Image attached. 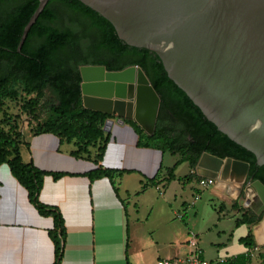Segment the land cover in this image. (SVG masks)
<instances>
[{"label":"trees","instance_id":"trees-1","mask_svg":"<svg viewBox=\"0 0 264 264\" xmlns=\"http://www.w3.org/2000/svg\"><path fill=\"white\" fill-rule=\"evenodd\" d=\"M38 3L39 0H0V164H8L38 212L53 217L54 224L49 229L55 250L53 264L61 260L66 226L60 209L42 202L39 193L46 175L57 179L67 172L42 169L22 159L21 147L25 142L21 113L30 116L28 127L32 134L52 133L60 142H73L72 156L93 161L96 167L83 173L90 181L107 177L118 194L115 178L128 171L100 163L109 139L104 125L114 113L83 105L80 87L83 64H103L110 70L138 65L160 97L152 133H147L134 119L122 118L136 132L138 146L178 154L173 164L166 167L162 179H158V174L145 178L141 180V189L162 181L192 179L194 172L177 176L175 169L184 161L195 167L203 152L247 161L245 182L259 179L264 183V163L258 164L253 151L218 129L204 115L168 76L156 52L126 43L109 19L81 0H48L17 50L24 27ZM16 84L21 85L24 96ZM46 88L52 93L49 99L44 98ZM8 101L17 104V112L11 111ZM243 192L244 189L240 193ZM262 215L243 211L236 223H254ZM239 240L248 247L256 245L251 231ZM260 254L264 263V251ZM249 262V256L239 253L221 264Z\"/></svg>","mask_w":264,"mask_h":264},{"label":"crops","instance_id":"crops-1","mask_svg":"<svg viewBox=\"0 0 264 264\" xmlns=\"http://www.w3.org/2000/svg\"><path fill=\"white\" fill-rule=\"evenodd\" d=\"M21 129L25 142L21 147L24 161H32L42 169L67 172L57 179L51 174L46 175L39 193V199L46 204L56 205L64 218L66 238L58 264H154L160 257L183 255L187 251L186 240L190 230L186 215L177 218L176 214L180 212L178 208H173L171 214L161 209L165 213L160 222L155 227H146L149 216L143 206L146 205L147 195H153L156 199L161 196L171 206L178 194L182 196L193 180L202 186L201 179L213 178V182L206 186L212 185L211 193L225 200L232 212L258 214L246 201L243 210H240L242 204L234 207L239 181L242 180L237 166L224 167L210 157H204L198 160L195 167H190L186 174H196L190 180L162 181L154 185L147 184L141 189V180L156 174L158 179L165 176L162 168L165 152L138 146L134 129L115 113L104 125L109 139L100 163L104 167L128 170L115 178L118 194L107 177L90 181L83 174L96 167V164L72 156L70 150L74 147L73 142H67L72 143L73 147L64 148L62 144L66 141L60 142L52 133L36 135L28 127V133L25 134V128ZM176 169L177 176L185 175H178ZM214 169L221 171L219 179L211 175ZM176 180L181 181L179 188L175 185ZM168 189L170 191L167 194ZM195 190L198 193L202 191L199 187ZM226 202L220 204V211L227 208ZM180 203L184 207L186 199ZM244 223L249 226L248 231H251L255 244L259 246V250L250 257L249 264H262L260 252H263L261 246L264 244V213L259 221ZM53 224L52 216L40 214L30 202L26 188L12 175L8 164L1 163L0 264H53L55 250L49 235ZM240 224L235 220L236 226ZM221 232L222 229H219L217 233ZM225 242L217 241L215 246L202 245L203 256L209 264H221L219 258L227 259L245 253L250 248L244 244L243 249L222 256L219 248Z\"/></svg>","mask_w":264,"mask_h":264},{"label":"water","instance_id":"water-1","mask_svg":"<svg viewBox=\"0 0 264 264\" xmlns=\"http://www.w3.org/2000/svg\"><path fill=\"white\" fill-rule=\"evenodd\" d=\"M47 1L39 0L17 50ZM81 1L109 19L126 43L154 50L168 76L204 115L253 151L258 164L264 163V0ZM80 73L85 107L132 118L152 133L160 97L138 65L110 70L103 64H83ZM145 90L153 96L151 103ZM204 157L224 167L236 165L242 175L236 197L244 189L246 202L264 213V183L245 182L247 161L208 152L199 160ZM220 173L214 169L211 175L219 179Z\"/></svg>","mask_w":264,"mask_h":264},{"label":"rangeland","instance_id":"rangeland-1","mask_svg":"<svg viewBox=\"0 0 264 264\" xmlns=\"http://www.w3.org/2000/svg\"><path fill=\"white\" fill-rule=\"evenodd\" d=\"M15 87L18 88L20 91L21 96H24V93L22 92L21 85L16 84ZM44 98L49 99L52 97L51 90L49 88L45 89ZM10 103L11 111L17 112V104L13 101H8ZM21 121V127L25 128V134L28 133V122L30 121V116L26 113H21L20 116ZM73 147L72 143L64 142L62 144V147ZM178 154H173L170 152H165L163 156V170L165 171L166 167L169 165H172L175 159L177 158ZM190 164L186 161L181 163L177 169L176 172L178 175H184L186 174L190 169ZM184 180V179H182ZM177 184V188H179V184H181V181L176 180L175 185ZM212 187V185H210ZM210 186H201L199 185L198 181L193 180L192 184H190L186 191L182 193V196L178 194L176 201L172 203L171 206H168L164 200L161 198V196H158L157 199L153 197V195L150 197L147 195L146 205L143 206V210L145 213H147L148 221L146 222V227H155L160 220L162 215L165 213V211H162L161 209H165L166 211H171L173 208H178L181 213H184L186 215V219L188 220V224L190 225V229L197 233L199 238V244L202 247V245L210 244L215 246V243L217 241H226L221 248H219V254L222 256L229 255L230 253H233L235 251L243 249L244 243L239 241L237 237L239 235H245L248 231L249 226L245 223L240 224L238 226L235 225V220L238 216L242 214V212H232L230 209V205L223 200L221 197H219L216 194L211 193ZM196 187L201 188V192L199 193L198 198H195L196 193H198L195 189ZM172 190V189H171ZM169 189L167 190V194L169 193ZM183 199H186V205L183 207L181 205V201ZM246 201V194L243 192L242 194L236 198V201H234V207H238L241 204L240 210H243L244 206H246L244 203ZM222 202H226L227 208L223 211H220V204ZM225 204V205H226ZM152 205V206H150ZM186 208V209H185ZM146 209L148 212H146ZM164 212V213H163ZM251 213V212H250ZM218 216L220 218L218 219ZM177 217V214H176ZM178 218V217H177ZM176 220V222H181L180 220L173 218ZM131 221V220H130ZM222 229V232L218 234V230ZM230 237V238H229ZM229 238V240L227 239ZM228 240V241H227ZM259 248V246H258ZM261 248L264 251V244L261 246ZM259 249H257L258 251ZM154 255V254H152ZM255 263H257V260L255 261V258L253 259ZM263 264V263H262Z\"/></svg>","mask_w":264,"mask_h":264},{"label":"built area","instance_id":"built-area-1","mask_svg":"<svg viewBox=\"0 0 264 264\" xmlns=\"http://www.w3.org/2000/svg\"><path fill=\"white\" fill-rule=\"evenodd\" d=\"M213 182V178L205 177L201 179L202 185H209ZM199 193H196L195 198L197 199ZM184 213L178 212L177 217L181 218ZM187 251L180 256L174 257H160L157 258L154 264H209L203 256V248L199 244L198 235L191 229L188 231V237L186 240ZM258 246L254 245L250 247L245 254L252 257L257 251ZM226 258H219L218 262L225 261Z\"/></svg>","mask_w":264,"mask_h":264},{"label":"bare ground","instance_id":"bare-ground-1","mask_svg":"<svg viewBox=\"0 0 264 264\" xmlns=\"http://www.w3.org/2000/svg\"><path fill=\"white\" fill-rule=\"evenodd\" d=\"M85 71H86V73H88V74H94V70L92 69H85ZM138 77H140V79L142 80V84H143V87L144 86H146V82L144 81V78H143V75H138ZM144 96H145V98L147 99V101L149 102V103H151L152 101H153V96H152V94L150 93V91H147V90H145L144 91ZM206 158V157H205ZM212 159V158H211ZM205 160V159H204ZM209 164V163H208Z\"/></svg>","mask_w":264,"mask_h":264}]
</instances>
